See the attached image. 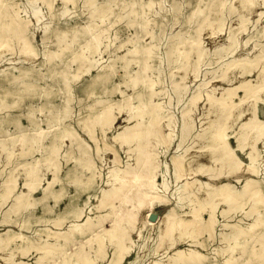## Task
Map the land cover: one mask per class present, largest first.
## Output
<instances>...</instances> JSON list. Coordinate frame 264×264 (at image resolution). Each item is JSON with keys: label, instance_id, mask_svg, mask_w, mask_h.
<instances>
[{"label": "rangeland", "instance_id": "1", "mask_svg": "<svg viewBox=\"0 0 264 264\" xmlns=\"http://www.w3.org/2000/svg\"><path fill=\"white\" fill-rule=\"evenodd\" d=\"M262 2L248 15L239 45L226 50L228 37L239 23L234 0H0V44L8 36V29L19 25L38 52L34 59H25L17 38L11 49L0 51V264H39L44 247L54 243V256L47 255L45 264H62L64 257H68L70 264H78L76 251L81 245L95 256V233H78L71 225H81L88 217L96 221L98 215L106 213L110 207L100 209L98 204L108 173L135 162L116 135L125 125L136 121L123 112L128 101L139 104L140 88L133 87L130 74L139 70L141 59L149 63L146 76L156 82L154 105L161 104L164 112L172 114L175 134L168 147L159 145L160 160L166 168L165 173L160 170L158 179L167 183L168 200L155 204L152 211L161 219L173 203H178L186 178L177 177L173 159L193 144L195 134L215 118L207 95L211 93L223 100L229 90L234 101H238L244 89L234 88L243 79L253 82L259 78L257 70L240 74L234 69L225 78L224 75L236 56L264 50ZM218 11L223 26L213 32L206 15ZM98 32H102V43L91 56L97 64L77 74L79 62L72 57L83 50L91 34ZM197 38L205 49L201 60L192 51V41ZM134 47L141 51L131 53ZM187 52L191 53L190 67L195 63L198 67L196 72L188 71L183 77L180 66ZM173 53L180 57L171 63L169 55ZM127 60H131L128 68ZM143 92L146 95L148 90ZM68 96L70 113L65 115ZM109 106L116 118L106 131L100 124L95 125V140L84 122L99 117ZM191 111H194V127L179 147L183 118ZM257 116L264 120V100L259 102ZM245 119L246 115L240 116L227 133L232 147L248 165L250 148L238 145L239 125ZM66 128L74 131L75 137L88 148L93 171H86L83 166L82 150L77 142L74 144L63 136ZM54 145L59 147L56 159L46 165L55 156ZM257 149L260 172L255 178L264 189V140L257 143ZM38 164L42 179L40 186L29 194L31 204L13 209L16 195L26 190L25 167ZM55 165L58 177L45 194L43 186L53 180ZM10 176H16L17 186L8 195L5 182ZM72 176H78L79 180ZM89 177H93L90 182ZM233 183L242 185V182ZM187 202L184 199L178 205L184 214L189 210ZM260 212L262 224L255 228H251L254 216H246L244 210L236 211L230 218L248 229L245 246L252 254L260 246L264 232V204L260 205ZM160 219L144 227L140 237H135L121 264H151L152 260L166 259L167 249L160 244ZM218 219L224 220L220 215ZM221 226L218 223L219 235L207 240L206 247L199 248L207 256V262L223 264L219 248ZM177 246L188 244L183 241ZM106 251V256L97 258L93 264H113L114 247L110 242ZM243 259L235 264H243ZM254 261L258 264L257 259Z\"/></svg>", "mask_w": 264, "mask_h": 264}, {"label": "bare ground", "instance_id": "2", "mask_svg": "<svg viewBox=\"0 0 264 264\" xmlns=\"http://www.w3.org/2000/svg\"><path fill=\"white\" fill-rule=\"evenodd\" d=\"M262 0H234V5L238 11L239 23L229 35V42L224 49L239 45V35L246 29L248 15L257 10ZM222 2V6H223ZM222 6L220 8H222ZM221 10V9H220ZM218 11L215 14H208L209 22L214 31H220L223 26V20ZM202 26L200 27L201 30ZM9 33L5 41L0 44V51L11 49L13 40H19V50L27 60L34 59L38 52L30 39L25 35L21 26H14L8 29ZM194 51L199 60L205 54L204 46L200 39L192 41ZM102 43V32L91 34L88 41L85 42L83 50L73 55L72 60L79 62L77 74L90 70L96 66L97 62L91 58L92 54L97 52ZM69 46L68 43H65ZM141 49L134 47L131 53L137 54ZM191 53L185 55L182 68L183 77L188 71L196 72L198 63L190 67L188 60ZM180 56L178 53L169 55V62H176ZM147 60L140 61L139 70L130 74V82L133 87L140 88L137 98L138 105L128 101L125 106L124 115L136 119L133 125H125L118 132V138L126 151L134 157L135 162L118 171H110L105 179L106 185L101 188V198L98 208L110 207L106 213L100 214L97 220L88 217L81 225L72 223L73 229L78 233H95L97 246L95 247V256L83 249L81 245L76 251V260L78 264H93L97 258L106 256L107 244L110 242L114 247L113 264H121L125 255L130 251L135 237H140L144 227L153 225L160 218L152 220L150 218L152 207L155 204L167 201L166 189L167 183H160L158 174L161 169L165 173V168L160 160V146H169L175 134H173V116L163 111L162 105H154L153 98L157 91L155 90V81H151L146 76L149 69ZM131 60L125 62V67H129ZM236 69L240 74H246L257 70L259 78L256 81L242 80V83L235 87H242L244 94L234 101L233 93L228 90V94L223 100L214 98L211 93L207 95L213 110L215 118L210 119L206 127L195 134V141L185 150L174 156V168L178 178L185 177L182 196H179L178 203L175 202L169 208L167 213L161 217V241L163 248L167 249L166 259L152 260L151 264H217L216 262H207V256L199 248L207 246V240L214 239L219 235L217 231L218 223L220 230V254L221 262L224 264H235L240 258L243 264H264V232L261 236L260 246L252 254L246 249V233L248 229L240 224V221L234 223L230 221L232 215L239 210H244L246 216H254V222L251 228L262 224L260 205L264 204V189L261 181L255 178L260 172L257 164V143L264 140V120L257 116L259 102L264 100V50H257L254 54H244L236 56L226 71L224 78ZM228 72V73H227ZM144 89H147L146 95ZM230 89V90H234ZM212 92V90L210 91ZM230 92V94H229ZM199 97H196L198 100ZM70 101L68 96L65 115L70 113ZM248 103L244 106V103ZM122 110V109H121ZM194 111L188 112L183 118L181 127L179 147L185 143L194 127ZM246 115V119L239 125L238 141L241 146L250 148L251 161L245 165L232 147L229 139L228 130L234 125L236 120ZM147 117V118H145ZM116 116L112 106L106 107L99 117L84 122V127L89 135L94 138V127L100 124L106 131L114 122ZM38 134H42L39 131ZM64 137H69L71 142L76 144L82 150V163L86 171H93L92 156L87 147L75 137L74 131L66 128L63 132ZM25 135L22 136V139ZM132 143H135L131 146ZM99 149V148H98ZM59 150L57 145L53 146L52 154L45 164L51 163L56 159ZM41 164L25 167L27 179L24 181L25 191H21L15 197L13 209L20 206H29L31 201L29 194L37 189L41 184L40 174ZM264 168V164H263ZM58 177V166L53 169V180L43 186L45 194L50 190L51 185ZM78 181V176H72ZM93 177H89L88 182ZM242 182V185L233 183ZM17 186L16 176H10L5 182L7 194H11ZM59 195L55 194V197ZM186 199L189 210L184 214V210L178 208L179 202ZM249 209L247 210V208ZM219 215L223 221L218 219ZM110 221V224L107 222ZM86 228V229H85ZM57 238L59 236H56ZM187 242V247L177 246L180 242ZM55 243L44 247L40 254L39 264H45L44 258L47 255H53ZM172 249L169 251V249ZM240 255H236V251ZM62 254H66L63 252ZM54 256V255H53ZM9 260V258H6ZM10 262V261H8ZM255 262V263H254ZM17 264H26L19 262ZM62 264H70L68 257H64Z\"/></svg>", "mask_w": 264, "mask_h": 264}, {"label": "water", "instance_id": "3", "mask_svg": "<svg viewBox=\"0 0 264 264\" xmlns=\"http://www.w3.org/2000/svg\"><path fill=\"white\" fill-rule=\"evenodd\" d=\"M151 219H156L157 218V214L156 213H153L151 216H150Z\"/></svg>", "mask_w": 264, "mask_h": 264}]
</instances>
